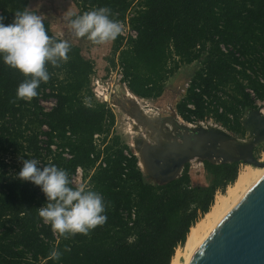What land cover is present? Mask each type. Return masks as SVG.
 <instances>
[{
    "label": "trees",
    "instance_id": "obj_1",
    "mask_svg": "<svg viewBox=\"0 0 264 264\" xmlns=\"http://www.w3.org/2000/svg\"><path fill=\"white\" fill-rule=\"evenodd\" d=\"M74 3L78 12L73 18L107 7L110 18H127L136 30L125 43L119 34L112 40L121 81L136 96H160L169 76L196 61L185 94L175 104L184 121L210 114L239 132L242 113L258 108L256 100L264 107V0H138L131 13L132 0ZM27 4L0 0L3 22L11 23ZM44 25L49 36L62 40ZM67 42L69 59L46 64L50 79L30 99L16 95L25 75L0 60V151H28L37 159L43 142L41 166L66 169L72 187L77 167H94L87 186L102 195L107 219L87 234H60L38 214L46 203L40 187L0 171V264H170L215 192L234 181L238 164L204 161L211 175L204 186L191 184L185 169L167 183L146 181L127 146L119 145L117 136L107 140L114 116L105 103L91 102L93 63L78 45ZM47 98L54 99L48 110L40 103Z\"/></svg>",
    "mask_w": 264,
    "mask_h": 264
},
{
    "label": "water",
    "instance_id": "obj_2",
    "mask_svg": "<svg viewBox=\"0 0 264 264\" xmlns=\"http://www.w3.org/2000/svg\"><path fill=\"white\" fill-rule=\"evenodd\" d=\"M139 113L138 110L139 119L155 131L151 143L141 151L146 173L140 170L160 184L178 178L183 165L192 158L211 163L245 162L264 166V161L257 160L252 152L264 140V113L259 108L245 110L240 119L248 132L243 141L219 126L184 121L177 113L159 119L161 125L168 119L179 130L171 136L173 141H166L160 136V128ZM188 123L190 126L185 125ZM187 264H264V173L221 217Z\"/></svg>",
    "mask_w": 264,
    "mask_h": 264
},
{
    "label": "clouds",
    "instance_id": "obj_3",
    "mask_svg": "<svg viewBox=\"0 0 264 264\" xmlns=\"http://www.w3.org/2000/svg\"><path fill=\"white\" fill-rule=\"evenodd\" d=\"M110 9L99 7L72 16L67 23L76 37H86L95 44L114 40L121 32L118 21L110 18ZM0 16V60L25 75L16 89L18 98L35 97L42 82L50 79L46 64L58 66L69 57L70 45L66 40L49 36L41 15L28 9L15 12L11 23L5 24ZM17 178L40 187L46 203L38 207V214L60 234H87L103 224L107 217L102 195L85 183L72 187L66 169L55 164L41 166L36 158L21 159ZM59 253L53 252V256Z\"/></svg>",
    "mask_w": 264,
    "mask_h": 264
},
{
    "label": "rangeland",
    "instance_id": "obj_4",
    "mask_svg": "<svg viewBox=\"0 0 264 264\" xmlns=\"http://www.w3.org/2000/svg\"><path fill=\"white\" fill-rule=\"evenodd\" d=\"M75 0H28L27 9L41 15L43 21H46L49 25L51 32L62 40L69 41L75 45H78L81 49L82 55L89 59L93 63V70L89 78V89L91 91V102H103L105 106L113 113L114 121L107 136V140L114 136H117L119 145H126L130 152L135 153L134 144H139L137 134L131 133V130H136L131 121L132 112L131 106L124 97L125 83L121 81L120 67L117 64L116 54H112V40L103 44H95L88 40L86 37H76L67 23L69 13L74 15L78 12V7L74 3ZM138 0H132L129 12H133L137 6ZM113 61V63L111 62ZM198 67V62L193 61L189 64L181 65L164 83V88L160 96L155 98H139L141 101V108L146 111L147 114H157L159 118L170 116L171 112H176L175 104L184 96L185 89L189 83V78L193 71ZM220 95V94H218ZM222 98L225 94H221ZM127 101V102H126ZM41 105L44 109L48 110L54 103L53 98L41 99ZM257 106L264 113L263 102L256 100ZM124 104V105H123ZM128 106V107H127ZM145 107V108H144ZM127 113V114H126ZM129 113V114H128ZM244 113V112H243ZM242 113V115H243ZM128 115V116H127ZM179 116V115H178ZM181 118V117H180ZM241 119V118H240ZM200 124L219 126L229 133L235 135L238 141H242L247 138L248 132L243 129L239 132H235L225 125L217 122L212 115H207ZM97 137V138H96ZM101 136L94 135L96 141H100ZM38 139H44L43 136H38ZM148 143H151L148 142ZM45 143L40 142V157L44 156ZM51 150H54V145L49 146ZM257 151V157L259 161H264V143L260 144ZM67 156V155H66ZM32 158V154L28 151L22 153H15L10 150L0 151V171H5L8 176H15L19 171V167L22 166L21 159ZM37 158L39 161L40 159ZM42 161H40L41 163ZM237 165V174L242 165ZM252 166V165H251ZM253 167V166H252ZM95 168L92 167L88 171L75 173L72 175V183L76 187L80 183H89V176ZM189 175L191 184L207 185L210 182L211 175L204 169V161H197L191 159L190 163H187L184 168ZM144 175L146 181L150 183H158L152 177ZM237 176V175H236ZM235 180V179H234ZM234 182V181H233ZM224 191L217 190L214 195L225 194L229 185ZM214 201V200H213ZM200 219V218H199ZM185 243V242H184ZM179 251L178 260L180 263L185 261V249L184 244L178 246L175 249ZM174 252V254H175Z\"/></svg>",
    "mask_w": 264,
    "mask_h": 264
},
{
    "label": "bare ground",
    "instance_id": "obj_5",
    "mask_svg": "<svg viewBox=\"0 0 264 264\" xmlns=\"http://www.w3.org/2000/svg\"><path fill=\"white\" fill-rule=\"evenodd\" d=\"M123 87L125 89L123 97L128 102H130L129 105L132 109V112L130 114L128 113L129 115H132L130 118L132 121L131 125L133 124V128L136 129L133 131L131 130V133L137 134V138L139 140V144H134L135 156L137 157V165L143 172L146 173L147 166L146 163H144L141 151L143 146L152 141L151 137L155 135V131L154 129H152V127L145 124L139 119V117L137 116L138 110L140 112V115L160 128V136L166 141H169L171 136L175 135V133H179V130L177 131L174 125L167 121L168 119H166L161 125V122H159V119L161 117L159 118L157 114H147L146 111L139 106V104L141 103L139 99L140 97L133 94L126 86L123 85ZM174 113L175 112H171L169 114ZM185 125L190 126L189 123ZM201 125L206 126L204 124ZM192 159H195L197 163L200 161L198 158ZM262 173H264V166L252 167L250 164L242 165L233 184L228 186L226 193L223 195H216L209 210L189 228L184 243L185 261L183 263H180V261L178 260L180 252L177 250L171 258L170 264H187L192 253L199 246L202 240L215 227L221 217L238 201V199ZM146 175L151 177L148 173Z\"/></svg>",
    "mask_w": 264,
    "mask_h": 264
},
{
    "label": "built area",
    "instance_id": "obj_6",
    "mask_svg": "<svg viewBox=\"0 0 264 264\" xmlns=\"http://www.w3.org/2000/svg\"><path fill=\"white\" fill-rule=\"evenodd\" d=\"M119 23L121 25V32L119 33V35L123 38L124 43L127 41L128 37L134 38L136 36V30L130 26L127 18L124 21H119ZM221 49L225 50V47L221 45ZM76 171L80 173L81 168L77 167Z\"/></svg>",
    "mask_w": 264,
    "mask_h": 264
},
{
    "label": "flooded vegetation",
    "instance_id": "obj_7",
    "mask_svg": "<svg viewBox=\"0 0 264 264\" xmlns=\"http://www.w3.org/2000/svg\"><path fill=\"white\" fill-rule=\"evenodd\" d=\"M168 122H170V121H168ZM199 122L201 123L202 122V120H199ZM164 123V122H163ZM192 124H195L196 123V121L195 122H191ZM206 125V124H205ZM245 140V139H244ZM169 141H173V137H171L170 139H169ZM178 141H180V139L178 138ZM243 141V140H242ZM262 143H264V140H262L261 142H259L258 144H256L254 147H253V150H252V152H253V155H254V157L258 160V157H257V151L256 150H258V148L260 147V144H262ZM203 161H206V160H203ZM191 162V159L190 160H188L184 165H183V167H182V170H181V173H182V171H183V168H184V166L187 164V163H190ZM237 164H242V163H245V162H236Z\"/></svg>",
    "mask_w": 264,
    "mask_h": 264
}]
</instances>
